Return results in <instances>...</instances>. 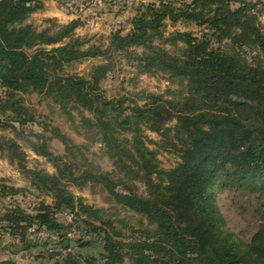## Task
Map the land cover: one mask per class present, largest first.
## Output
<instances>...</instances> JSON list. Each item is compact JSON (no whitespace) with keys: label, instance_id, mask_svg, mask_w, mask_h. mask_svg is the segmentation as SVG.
I'll list each match as a JSON object with an SVG mask.
<instances>
[{"label":"trees","instance_id":"16d2710c","mask_svg":"<svg viewBox=\"0 0 264 264\" xmlns=\"http://www.w3.org/2000/svg\"><path fill=\"white\" fill-rule=\"evenodd\" d=\"M46 1L0 0V86L5 89L0 128L17 132L36 120L35 108L22 95L35 91L73 122V110L81 114L82 133L102 143L112 168L103 170L59 126L44 125L68 151L52 159L53 174L29 169L17 141L0 136V152L16 161L37 191L53 198L34 212L16 202L4 206L2 230L20 237L24 249L33 245L32 228L57 234L65 254L47 250L45 257L56 260L38 264H264V217L250 239L242 237L217 201L218 188L257 198L264 194V29L257 10L264 0L139 2L129 31L121 27L107 41L90 44V38L75 35L80 19L42 30L28 23ZM167 21L193 23L203 31L167 33ZM96 58L103 62L87 74L64 72ZM124 61L141 73L167 74L181 89L169 91L171 97L150 93L143 104L109 96L102 82ZM146 130L157 133L159 141ZM147 142L180 160L162 167L159 150ZM89 184L147 224L132 236L124 234L102 209L70 189ZM20 191L0 179L1 200ZM61 213L72 219H60ZM70 231L75 239L68 237ZM92 234L103 245L99 258L73 250L92 245L84 237ZM0 264L27 263L0 259Z\"/></svg>","mask_w":264,"mask_h":264},{"label":"rangeland","instance_id":"374dc122","mask_svg":"<svg viewBox=\"0 0 264 264\" xmlns=\"http://www.w3.org/2000/svg\"><path fill=\"white\" fill-rule=\"evenodd\" d=\"M155 0H47L43 9H40L30 16L27 20L32 23L38 30L53 25L54 23L63 25L75 19H80L81 24L75 29L76 36L90 38V43L105 42L112 30L125 29L124 33L129 31L131 24L129 18L135 13V7L139 2H152ZM260 15V23L264 29V2L257 6ZM167 33L174 30L192 31L199 35L203 28L193 23L178 22L176 24L167 21ZM100 58L87 59L76 62L65 68L68 74H87L93 65L102 63ZM102 86L109 96H128L143 104L147 99L146 95L156 93L165 97H171L169 91L180 90L181 86L173 82L167 74L158 73H141L127 63L122 62L115 70L108 73L103 80ZM4 88L0 86V95L4 94ZM27 99L30 106L36 111V120L29 122L24 126H19L18 131L11 129L2 130L0 136L14 138L24 152L26 166L32 170H40L48 173H55L56 167L53 158L57 156L66 157L68 151L65 150L64 143L52 136L50 131L44 130L45 124L59 126L63 132L69 135L75 144L81 146L82 152H85L88 158H93L100 162L103 170L112 168L110 160L103 155L102 143L91 142L80 126L81 114L73 110L75 122L62 114L59 105L44 100L35 91H29L22 94ZM127 102H130L127 100ZM90 115L88 111L83 112ZM145 133L154 141H159L160 136L152 131L146 130ZM151 149L159 150L157 158L164 168L175 166L180 158L174 152L165 149H159L155 143L147 142ZM89 144V150L84 147ZM0 179L10 186L22 188V191L7 198L0 199V214L4 212V206L13 202L20 204L29 212H34L40 202L46 201L52 203L53 198L47 194L37 191L28 179L27 175L20 169L18 164L9 158L7 153L0 152ZM71 191L78 197L93 206L104 211L106 217L114 221L115 225L121 228L124 234L132 236V230L141 225L147 224V221L139 214L130 211L120 204L116 203L109 194L98 185H86L84 187L71 186ZM139 192H144L143 184H138ZM217 201L225 214L229 226L240 234L242 237L250 239L252 233L260 226L261 219L264 217V194L256 197L248 193L238 191L217 189ZM59 218L70 221L72 216L61 213ZM124 221L127 222L125 226ZM134 227V228H132ZM31 248H22L20 237L11 235L9 231L2 230L0 224V259H11L19 263L38 264L41 261L51 263L57 258L49 259L45 257L47 250H57L62 254L60 239H55L50 235L40 234L35 229H30ZM85 240H93V244L80 248L77 245L73 247L75 252H80L81 256H94L99 258L103 252V245L100 239L92 234L85 235ZM76 237L72 238L75 239ZM12 250H19L13 252ZM41 257V258H39ZM47 258V259H44Z\"/></svg>","mask_w":264,"mask_h":264},{"label":"built area","instance_id":"2783aa9c","mask_svg":"<svg viewBox=\"0 0 264 264\" xmlns=\"http://www.w3.org/2000/svg\"><path fill=\"white\" fill-rule=\"evenodd\" d=\"M39 233L40 234L42 233L44 235H50V236L54 237L55 239H59L57 234L51 233L50 231H48L46 229L40 230ZM75 236H76V232L75 231L68 232V237L69 238H74Z\"/></svg>","mask_w":264,"mask_h":264},{"label":"crops","instance_id":"0c3cea01","mask_svg":"<svg viewBox=\"0 0 264 264\" xmlns=\"http://www.w3.org/2000/svg\"><path fill=\"white\" fill-rule=\"evenodd\" d=\"M108 1V0H107Z\"/></svg>","mask_w":264,"mask_h":264}]
</instances>
